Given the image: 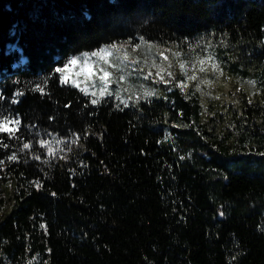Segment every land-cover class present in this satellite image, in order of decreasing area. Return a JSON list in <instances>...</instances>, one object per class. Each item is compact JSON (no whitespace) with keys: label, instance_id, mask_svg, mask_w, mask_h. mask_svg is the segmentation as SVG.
I'll return each mask as SVG.
<instances>
[{"label":"trees","instance_id":"1","mask_svg":"<svg viewBox=\"0 0 264 264\" xmlns=\"http://www.w3.org/2000/svg\"><path fill=\"white\" fill-rule=\"evenodd\" d=\"M141 37L171 68L116 56L97 104L55 71ZM208 56L181 90L179 61ZM0 93L21 121L0 133V264H264V0H0Z\"/></svg>","mask_w":264,"mask_h":264},{"label":"snow or ice","instance_id":"2","mask_svg":"<svg viewBox=\"0 0 264 264\" xmlns=\"http://www.w3.org/2000/svg\"><path fill=\"white\" fill-rule=\"evenodd\" d=\"M142 44H147L148 48L151 49L153 47H157L156 45L153 44H148L147 41L144 40L143 37H141V43L140 44H135L133 45V49H139L141 48ZM124 45H117V44H112L110 46H106L105 48H101L98 51L92 52L90 55L92 57H99L101 60L104 61V63H108L107 57L112 54V51L116 52H122L123 53V58L125 60L129 59V53L127 51H124ZM190 47H193L190 45ZM165 51H170V49H165L163 51H159L160 57H162L163 61H169V57L165 55ZM172 55L174 57L179 58L181 53L179 51L173 52ZM85 59L83 61V66L81 67V73H84L86 79L92 80L94 76L97 75V73L92 70L91 65L89 64L88 56L89 54L85 53L84 54ZM213 61V58L211 56H208L207 58H200L197 57L196 60L192 62V74L188 75V69H187V62L186 61H179V68L180 70L184 73L186 76V81H195L197 80V72L203 73L205 72L206 69V64L208 62ZM79 63L78 58L72 57L70 58L66 63L63 64L62 67H57L55 71L57 73H61L62 75L60 76V80L62 83H69L71 82L74 86L77 88H80L82 92H84L86 95L89 93V89L87 86L81 87L80 83L77 82L75 78H72L71 80L67 76V73L70 69H72L74 66H76ZM144 65L148 68L147 75L145 78L151 77L153 75V69H155V76L159 78L160 81L164 83H170L169 80H165L164 73L167 72V75L169 77L173 76V73L171 71H167V69L163 66V64H158L155 59L151 61L149 64V61L147 59L144 60ZM197 65H199V68H197ZM171 62L169 61L168 63V68H171ZM112 67H118V65H112ZM211 68L213 71H218L219 70V65L215 62L211 63ZM80 73H77L79 75ZM98 79L100 81V87L98 91L93 90L91 92L92 97H94L91 100L92 104H97L100 102V98H103L105 95H112V93L109 91V85L112 83H119L121 81H124L126 77L124 75H120L118 80H116L112 73L109 72L106 68H100L99 69V75ZM250 85H255L254 81H248L247 82ZM200 84H211V81L209 80H201ZM200 84H197V88L199 89ZM178 86L181 88V90L185 89L187 87V83L185 81L179 82ZM36 88L43 92V89L40 87V85H37ZM93 88H95V85L93 84ZM127 91V89H125ZM153 93L151 91H145L144 95L145 96H151ZM119 95V93H117ZM249 103H251V100H249ZM21 121L18 118H12L9 117L8 115H0V133H8L9 136H15L16 132L18 131V126L20 125ZM57 143H61V141H56ZM39 144L41 147H46L48 149V152L50 154H54V149L50 146L49 141L47 140H40ZM3 147L7 148L8 145L4 144ZM31 147V144L29 142H25L22 145L21 150L29 149ZM70 150V149H69ZM37 160L40 159L39 156L35 157ZM18 159L17 154L13 152L10 156H8L9 161H16ZM4 161L0 160V166H3ZM37 188L41 187V185L38 183ZM40 227L44 228L45 225L41 224Z\"/></svg>","mask_w":264,"mask_h":264},{"label":"rangeland","instance_id":"3","mask_svg":"<svg viewBox=\"0 0 264 264\" xmlns=\"http://www.w3.org/2000/svg\"><path fill=\"white\" fill-rule=\"evenodd\" d=\"M128 43H129V41H126V42L120 41V42L111 43V44H102V45H100L99 47H97L95 49L82 51V52H80L78 54H75V55L71 56L70 58H72V57L78 58L79 63L68 71L67 76L69 77L70 80L72 78H75L77 80V82L80 83L81 87L87 86L88 89H89V92H92L93 90L98 91V89L100 87V81L98 79L99 69L100 68H106L113 75V72H112L110 66L115 65V59L117 58L116 56L122 57L121 58L122 60H125V59L123 58V53L122 52L112 51V54L107 57L108 63L106 64L99 57H92L90 54L92 52H94V51H98L101 48H105L106 46H110L112 44H117V45L123 44L125 46L124 47V51H127L129 53V56H130L133 53L132 51L136 52L138 50V49L134 50L133 49V45L140 44L141 42L136 40L135 42L131 43V47L130 48L127 46ZM156 46L157 47H153L154 51H157L159 48H162L161 49L162 51L165 50L164 49L165 47L162 46V45H159V46L156 45ZM166 49H169V48H166ZM85 53L89 54V56L87 57L88 60H89V64L91 65L92 70H94L97 73V75L94 76L92 80L86 79L84 73H81V67L83 66V61L85 59V56H84ZM169 53H170V51H165V55L168 56ZM134 62H136L134 59L130 61V63L135 66ZM138 69H141V68H138ZM77 73H80V74L77 75ZM154 78H155V81L158 82L159 84L163 83L155 75H154ZM172 79H173V76L168 78L169 81H172ZM165 80H167V79L165 78ZM182 81H185V80H180V82H182ZM185 82L187 83V81H185ZM66 84L73 85L71 82L66 83ZM93 84L95 85V88H93ZM111 89H112V86L109 85V90H111ZM0 115H8L9 117H12V118H18L17 115L7 107L6 100L4 99V96L1 93H0ZM45 132L48 135L39 134V135H35L34 136V139H35L36 143L39 144L40 140H47V141H49L50 146L54 150H56V149H58L61 146L62 143L65 142L66 138L64 136L60 135L59 133L53 132V131H45ZM58 140L61 141V143H57L56 141H58Z\"/></svg>","mask_w":264,"mask_h":264}]
</instances>
